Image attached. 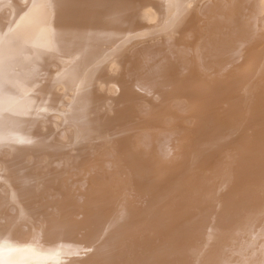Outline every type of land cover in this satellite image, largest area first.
<instances>
[{
    "label": "bare ground",
    "instance_id": "bare-ground-1",
    "mask_svg": "<svg viewBox=\"0 0 264 264\" xmlns=\"http://www.w3.org/2000/svg\"><path fill=\"white\" fill-rule=\"evenodd\" d=\"M0 244L264 264V0H0Z\"/></svg>",
    "mask_w": 264,
    "mask_h": 264
},
{
    "label": "snow or ice",
    "instance_id": "snow-or-ice-1",
    "mask_svg": "<svg viewBox=\"0 0 264 264\" xmlns=\"http://www.w3.org/2000/svg\"><path fill=\"white\" fill-rule=\"evenodd\" d=\"M9 247H11V245H9ZM3 254H4V246L3 244H0V264H4Z\"/></svg>",
    "mask_w": 264,
    "mask_h": 264
}]
</instances>
